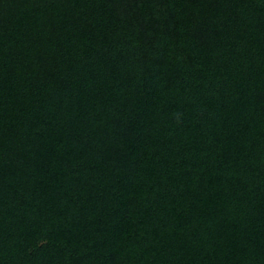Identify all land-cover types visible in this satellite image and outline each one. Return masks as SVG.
I'll return each instance as SVG.
<instances>
[{"label":"trees","instance_id":"obj_1","mask_svg":"<svg viewBox=\"0 0 264 264\" xmlns=\"http://www.w3.org/2000/svg\"><path fill=\"white\" fill-rule=\"evenodd\" d=\"M0 264H264V0H0Z\"/></svg>","mask_w":264,"mask_h":264}]
</instances>
